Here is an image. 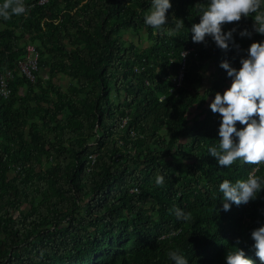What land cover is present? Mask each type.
Listing matches in <instances>:
<instances>
[{
    "label": "trees",
    "instance_id": "trees-1",
    "mask_svg": "<svg viewBox=\"0 0 264 264\" xmlns=\"http://www.w3.org/2000/svg\"><path fill=\"white\" fill-rule=\"evenodd\" d=\"M39 1L27 2L26 15L0 17V74L23 60L19 41L30 34L45 48H38L39 65L46 53L50 70L71 74L77 86L68 95L53 88L54 111L20 97L19 87L33 84L24 75L16 74L8 99L0 97V264H175L169 251L189 264H226L236 248L261 264L251 233L264 226V191L227 212L219 191L224 180L247 179L254 166L222 167L209 155L221 139L214 113L189 120L193 106L232 83L220 64L239 70L251 44L264 42L249 25L253 18L222 25L225 33L237 29V53L232 42L227 51L211 37L193 42L195 6L208 0H170L163 30L144 22L152 0ZM173 16L184 28L169 36ZM245 29L252 41L239 35ZM128 32L146 33L151 44L127 42ZM207 60L216 72L201 93ZM175 207L191 218L178 220Z\"/></svg>",
    "mask_w": 264,
    "mask_h": 264
},
{
    "label": "clouds",
    "instance_id": "clouds-1",
    "mask_svg": "<svg viewBox=\"0 0 264 264\" xmlns=\"http://www.w3.org/2000/svg\"><path fill=\"white\" fill-rule=\"evenodd\" d=\"M195 7L199 8L201 15L200 23L193 24L191 28L194 43H203L206 37H211L218 48L227 51L229 42L235 43L233 34L237 29L233 28L225 33L222 25L239 22L248 17L254 20L253 31L264 35V0H208L207 4L198 3ZM171 8L170 0H152L144 17L145 24L153 29L163 30L168 25L166 14ZM27 12L24 0H4L0 4V17L5 20L12 15H26ZM172 23L173 26L166 33L169 36L184 28L183 19L173 16ZM239 35L250 38L252 32L245 29ZM236 48L239 49V45ZM246 51L247 56L241 58L239 70L227 61L220 64L232 79V83L229 82L231 87L223 94L217 92L210 104L211 111L214 114L219 113L222 120L219 128L221 139L217 146L208 149L209 155L216 158L222 167L232 166L237 161L254 166L247 179H240L235 183L224 180L219 185V191L223 194L222 210L225 212L231 209L232 204L247 205L264 191V176L257 175L264 166V42H255ZM237 122L245 127L238 130ZM234 137L238 138V142ZM155 182L157 186H163L164 176L157 174ZM170 214L183 221L191 218L190 213H185L179 207L170 209ZM251 237L255 241V255L264 264V226L254 229ZM236 249L235 252L228 251L226 254V264H254L253 260L246 258L243 250ZM168 257L175 264H189L177 251H169Z\"/></svg>",
    "mask_w": 264,
    "mask_h": 264
},
{
    "label": "rangeland",
    "instance_id": "rangeland-1",
    "mask_svg": "<svg viewBox=\"0 0 264 264\" xmlns=\"http://www.w3.org/2000/svg\"><path fill=\"white\" fill-rule=\"evenodd\" d=\"M29 1L31 0H24V3L28 4L27 2ZM253 23L254 21H252L249 25H251L252 27ZM123 39L126 40L127 42H134L135 44L142 46V47H148L151 44L150 41L148 40L147 34L144 32H142L140 35H136L132 32H128L123 35ZM19 44L22 47H26L28 44H31L37 48V51H39L38 49L39 47H41L40 50H42V52L45 51V48L41 46V41L38 38H35V39L32 38L30 34H27L25 37H23L19 41ZM25 55L21 59H24ZM43 58L45 60L44 66H41L39 65V62L41 59L40 52H39L37 69L34 70L35 82L31 84L32 86H30L29 84H23L22 86H20L19 95L20 97L27 96L28 97L27 101L30 102L32 105H35V103L38 101L46 108H50L51 111H54L53 107H54V101L56 100V95L53 92L54 91L53 88L60 89L61 91H63L64 93L68 95V94H71L73 88L77 86V80L74 78V76L68 73L52 72V70H50L51 58H49L46 53L43 56ZM183 67L181 68V70L183 69ZM203 72H204L205 78H204L203 83L200 84L199 86V89L203 90L201 93H204L211 86L212 81L214 79V75L216 71H215V68L211 60H207L204 63ZM18 76L20 75L18 74ZM16 80H17V75L13 79V81H16ZM12 82L10 83V85L12 84ZM230 87H231V84L225 87L224 92ZM110 98L114 100L115 102H118V99H120V101L123 102L124 93H122L120 96L113 93L111 94ZM46 99L53 100V102L50 101L49 103ZM214 99H215V96L210 94L207 96L206 102L203 106H198V105L193 106L189 110V120L192 121L193 119H201L205 115H207L206 114L207 112L213 113L210 109V104L214 101ZM66 116H67V113H63V115H60L59 117L65 118ZM50 162H51L50 159L43 157L41 166L43 168L48 167Z\"/></svg>",
    "mask_w": 264,
    "mask_h": 264
},
{
    "label": "built area",
    "instance_id": "built-area-1",
    "mask_svg": "<svg viewBox=\"0 0 264 264\" xmlns=\"http://www.w3.org/2000/svg\"><path fill=\"white\" fill-rule=\"evenodd\" d=\"M46 2H47V0H40L39 1L40 4H43ZM26 7L28 9L30 8V6H28V5H26ZM249 39L252 41L253 35H251V37ZM236 45H239V49L236 48ZM233 46L235 47L237 53L241 52V45L240 44L235 42L233 44ZM25 49H26L25 58L23 60H19L18 64L14 68L7 69L0 74V97L1 98L8 99L11 96L12 90H11L10 83L13 81L16 74L24 75L27 79L30 80V82H32V83L35 82L34 70L37 69L39 52L37 51V48L31 44H28L25 47ZM192 50L193 49H189L188 51H185L182 53V56L184 57V59L186 58V56L188 54H190L192 52ZM244 54H245V56H247V51H245ZM183 69L180 71V73L177 75V77L172 79V82L176 86L181 85V82H182V79L184 76ZM163 98L164 97H161L160 99L162 100ZM213 118L218 121L217 129L219 131L222 117L220 116L219 113H216V114H214ZM91 158L93 159V162H94L95 156H92Z\"/></svg>",
    "mask_w": 264,
    "mask_h": 264
}]
</instances>
